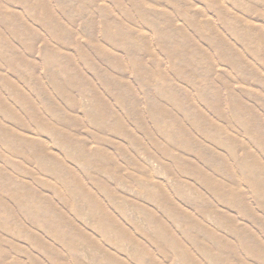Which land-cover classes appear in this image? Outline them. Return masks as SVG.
<instances>
[{
	"label": "rangeland",
	"instance_id": "rangeland-1",
	"mask_svg": "<svg viewBox=\"0 0 264 264\" xmlns=\"http://www.w3.org/2000/svg\"><path fill=\"white\" fill-rule=\"evenodd\" d=\"M0 264H264V0H0Z\"/></svg>",
	"mask_w": 264,
	"mask_h": 264
},
{
	"label": "bare ground",
	"instance_id": "bare-ground-1",
	"mask_svg": "<svg viewBox=\"0 0 264 264\" xmlns=\"http://www.w3.org/2000/svg\"><path fill=\"white\" fill-rule=\"evenodd\" d=\"M48 15V14H47ZM160 17V16H159ZM151 24V23H150ZM155 27V26H154ZM156 28V27H155ZM117 30H118V28H117ZM111 35V34H110ZM259 35V34H258ZM110 41H111V39H110ZM30 146V145H29ZM233 153H235V152H233ZM234 155V154H233ZM232 156V155H231ZM206 159H208V158H206ZM218 171H220V170H218ZM224 174V173H223ZM198 175L199 176H201V177H203V175H201V173L200 172H198ZM206 185L207 186H210L211 188H212V190H214V191H216L217 192V190H219V188L217 187V188H214L209 182H207L206 183ZM251 255H252V253H251Z\"/></svg>",
	"mask_w": 264,
	"mask_h": 264
}]
</instances>
